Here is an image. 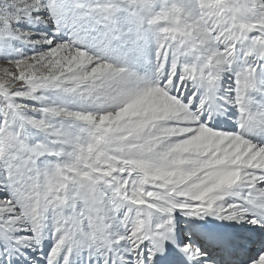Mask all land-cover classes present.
<instances>
[{
	"label": "snow or ice",
	"instance_id": "obj_1",
	"mask_svg": "<svg viewBox=\"0 0 264 264\" xmlns=\"http://www.w3.org/2000/svg\"><path fill=\"white\" fill-rule=\"evenodd\" d=\"M0 264H264V0H0Z\"/></svg>",
	"mask_w": 264,
	"mask_h": 264
}]
</instances>
